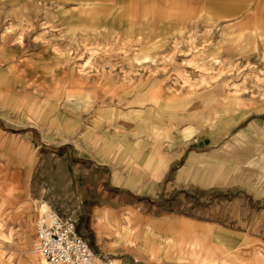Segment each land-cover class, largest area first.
Returning <instances> with one entry per match:
<instances>
[{
  "label": "rangeland",
  "instance_id": "374dc122",
  "mask_svg": "<svg viewBox=\"0 0 264 264\" xmlns=\"http://www.w3.org/2000/svg\"><path fill=\"white\" fill-rule=\"evenodd\" d=\"M263 80L264 0H0V264L40 258L42 204L103 252L89 184L108 177L114 259L196 264L200 238L207 264H264ZM116 217L163 248L116 242Z\"/></svg>",
  "mask_w": 264,
  "mask_h": 264
},
{
  "label": "crops",
  "instance_id": "0c3cea01",
  "mask_svg": "<svg viewBox=\"0 0 264 264\" xmlns=\"http://www.w3.org/2000/svg\"><path fill=\"white\" fill-rule=\"evenodd\" d=\"M33 1H36V0H33ZM38 1V0H37ZM110 1V0H108ZM132 1H136V0H132ZM140 1V0H138ZM141 8H139L140 10ZM139 16L143 17L142 13H139L138 14ZM187 16V20L190 19V14H186ZM142 21V20H141ZM187 94V92H186ZM184 94V96L186 95ZM184 96H183V99L184 100ZM180 98V97H179ZM136 103V102H135ZM155 103V102H154ZM187 106V105H185ZM84 111V110H82ZM81 111V112H82ZM81 112H79L78 114H80ZM42 113V112H40ZM43 116H44V113H43ZM42 118V117H41ZM261 137H263L264 139V135H262ZM152 160V157L150 158ZM150 159H148V161H150ZM168 161L167 159H160L159 160V168L157 169V171L161 174H164L167 169H168ZM215 170V169H214ZM201 171H203L202 173L204 174H210L212 172V169L211 167H205V168H202ZM221 171V170H220ZM224 178L223 180H221V184L224 185V186H227L229 184H231V182H235L237 180V178L235 177L234 174H230L228 176L229 173H220ZM107 186L104 185V184H101L100 182H97L96 185H93L92 183L89 184V187L90 188H95L96 192L99 193V199H103L104 200V203H98L96 204L95 206H93L92 208V211H93V216L96 218L93 220V232L95 233V236H96V242L97 244L99 245V249L102 250L103 252L105 253H109V220L112 219V214L109 213V210L112 209V206L109 205V177L108 179H105V181H107ZM102 193V194H101ZM100 194H101V198L100 197ZM114 219V218H113ZM116 219V226L115 227V238H116V242H119V243H122L124 246H128V245H135V247L137 246V244H135V239H138L140 238L141 241H143L144 244L143 245V249L144 250H148L150 251V253L153 255V254H158L157 252L159 250H161V247L163 248V243L161 242L160 237H153L152 236V233L154 232L153 229L148 230V232H142L141 229L139 227L137 228H129V233H125L126 230L125 227H129V226H121L119 225V218L117 219V217L115 218ZM114 219V221H115ZM76 222V221H75ZM76 225H77V222H76ZM160 227V228H159ZM168 228V225H166V223H159L157 226H156V229L159 228V230H163L162 228ZM169 229H171V226H169ZM168 229V230H169ZM162 232H165V231H162ZM123 234L126 236L124 238H122L121 236H123ZM169 234L168 237L166 236H163L162 239H165V240H168L165 247L167 246H170V244L172 246L175 247V245L177 244L174 243V237L172 235H170V233H167ZM212 240L213 242H219V243H222L224 245V247L227 249L229 255L231 254L232 255V258L233 259H239L240 257V254L236 251V247L235 245H233V241L232 240H226V236H224L222 233H219V232H214L212 234ZM157 243V244H156ZM179 247L182 248L183 243L180 242L179 243ZM189 247L191 248L190 250V256L192 257V263H196V264H207V262L210 260V259H215L217 260L216 258H212V256L209 254L210 251L213 250V246L211 244H208L205 240H201L200 238H196L194 240H190V245ZM185 254V250L183 249V251L180 253V256L184 257L183 255ZM113 258V257H112ZM114 262L115 264H128L127 261L125 259H114ZM117 261V263H116ZM218 262V260H217ZM229 264H232L231 260L228 261ZM238 264V263H236Z\"/></svg>",
  "mask_w": 264,
  "mask_h": 264
},
{
  "label": "built area",
  "instance_id": "2783aa9c",
  "mask_svg": "<svg viewBox=\"0 0 264 264\" xmlns=\"http://www.w3.org/2000/svg\"><path fill=\"white\" fill-rule=\"evenodd\" d=\"M35 247L48 264H115L106 253L95 251L78 232L76 222L49 209L34 221Z\"/></svg>",
  "mask_w": 264,
  "mask_h": 264
},
{
  "label": "bare ground",
  "instance_id": "6f19581e",
  "mask_svg": "<svg viewBox=\"0 0 264 264\" xmlns=\"http://www.w3.org/2000/svg\"><path fill=\"white\" fill-rule=\"evenodd\" d=\"M206 69V68H205ZM259 79H260V77H259ZM263 79V78H262ZM257 81H258V79H256ZM260 81V80H259ZM264 81V80H263ZM256 82V81H255ZM262 82V81H261ZM260 82V83H261ZM260 83H258L259 85H260ZM262 84H263V82H262ZM263 86V85H262ZM193 87H194V85H193ZM261 89H263L262 87H261ZM192 90V89H191ZM258 90V89H257ZM259 91H261V90H259ZM255 92V91H254ZM257 92V91H256ZM47 209H48V206L46 205V204H42L41 206H40V208H39V215H42L45 211H47ZM38 252V251H37ZM32 253H34L33 251H32ZM39 253V252H38ZM35 254V253H34ZM40 254V253H39ZM37 255V254H36ZM36 255H33L32 256V259H31V262L33 263V264H48L47 262H46V260L44 259V257L40 254V258H39V255L38 256H36ZM210 263V262H209ZM208 263V264H209Z\"/></svg>",
  "mask_w": 264,
  "mask_h": 264
}]
</instances>
